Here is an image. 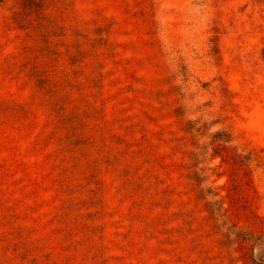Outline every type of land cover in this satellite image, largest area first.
Wrapping results in <instances>:
<instances>
[{"label":"rangeland","instance_id":"1","mask_svg":"<svg viewBox=\"0 0 264 264\" xmlns=\"http://www.w3.org/2000/svg\"><path fill=\"white\" fill-rule=\"evenodd\" d=\"M0 264H264V0H0Z\"/></svg>","mask_w":264,"mask_h":264}]
</instances>
